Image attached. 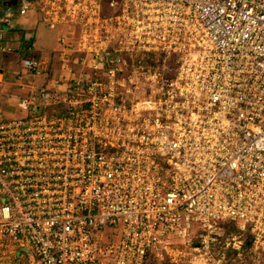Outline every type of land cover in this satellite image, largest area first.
I'll list each match as a JSON object with an SVG mask.
<instances>
[{
  "label": "built area",
  "instance_id": "1",
  "mask_svg": "<svg viewBox=\"0 0 264 264\" xmlns=\"http://www.w3.org/2000/svg\"><path fill=\"white\" fill-rule=\"evenodd\" d=\"M10 1L0 58L34 17L71 26L59 60L147 86H16L9 110L0 68V264H149L174 238L209 259L225 224L264 251V0Z\"/></svg>",
  "mask_w": 264,
  "mask_h": 264
},
{
  "label": "rangeland",
  "instance_id": "2",
  "mask_svg": "<svg viewBox=\"0 0 264 264\" xmlns=\"http://www.w3.org/2000/svg\"><path fill=\"white\" fill-rule=\"evenodd\" d=\"M30 25L31 24H29V26ZM52 30L54 31L56 29H52ZM62 31H66L69 33L72 31V28L71 26L63 27ZM27 32L34 33V26L31 27ZM58 33L56 32V36H55V40L58 46L57 49L60 48V43L56 39ZM52 40L56 46V42L54 38ZM57 49H56V52H57ZM22 51L24 52L25 49L22 48ZM20 52L21 51H19V53ZM73 54L74 53H72L71 55ZM38 56L40 55L38 54ZM84 56L86 58H84L83 56L79 57V55L76 53V55L74 54L73 56H70V57L68 56L67 59L59 60L58 55L56 54L55 63L57 64L56 65L57 70L55 68L54 73L52 72V75L53 74L55 75L57 73L56 74L57 76H55L56 78H53V76L50 74L48 82H45V83L41 82L40 84L42 86L33 85L31 86L33 87L32 90H35V89L38 90L44 86H47L48 88L53 89L56 92L58 90L61 93L65 92L66 94L68 93V91H65L67 86H79V87L87 86V83L91 81L99 82L100 83L99 86H111L109 84V80L111 77L113 79V85L115 86H130V85L134 86L133 89L135 93L138 95L141 94L140 91L142 90V86H147V84L143 82H142V85L139 86V82H141V74L138 73V69H140V67L136 64L135 61H134V64L136 65L135 66L136 68H134V71H131L130 75H127V74L124 75L123 73H120L114 76H108V75H105L102 70H99L98 73L93 71L90 67L91 65L90 66L87 65L90 63L89 59L87 58L88 54H85ZM19 60L20 59L16 60V64H17L16 66L17 68H20V69H17V70H20L18 74H20L21 77L27 75L28 73L31 74L29 70L25 69L21 65ZM39 62L41 63V61ZM12 72L13 71H10V73H8L7 81L17 82V80L19 79L16 78L15 80V76H14L15 74ZM21 79H22L21 84L28 83L26 82L24 78H21ZM128 79H130V81H128ZM36 85H39V83L37 82ZM8 90H9L8 88L6 89V91L5 89L3 90L4 94L7 93L5 95L6 97L4 96V98L6 99V102H8L7 101L8 98H12L10 93H8ZM8 94L10 96H7ZM16 96H19V94ZM14 102H15V99H12L11 103H8L7 108L9 110L15 107ZM11 105H13L14 107H10ZM16 111L17 110L15 109V112ZM232 236H237V238H243L244 239L243 243H245L247 246L241 245L240 248L235 249L231 247V245H228V246L225 245V242L227 241H229L230 244L232 243V239H231ZM174 241L176 242V246L180 248L179 250L177 251L174 250L169 255L167 253H162V254H159L158 256L153 255L152 257H150L151 259H150L149 264H217V259L220 256L221 252L224 253V256L221 259V262H219L218 264H264V251L259 252V255L256 256V254L248 247L247 233L241 232V230H239L237 226L232 225V224H225L223 235L220 238L219 242L215 244L214 251L212 252V255L209 256L210 257L209 259L206 258L208 256L201 257V255H199L198 252L193 249L194 239L192 241L185 242L182 245H179L181 243H179V241L176 238H174Z\"/></svg>",
  "mask_w": 264,
  "mask_h": 264
},
{
  "label": "crops",
  "instance_id": "3",
  "mask_svg": "<svg viewBox=\"0 0 264 264\" xmlns=\"http://www.w3.org/2000/svg\"><path fill=\"white\" fill-rule=\"evenodd\" d=\"M22 22L23 23L21 25H16L13 27L11 31H8L10 35V39H11L10 41L11 44L14 46V48H16L15 46L17 45H20L21 46L20 49H17L16 51H13L10 54L0 58V63H1L0 68L4 76V80L1 83V86H6V88H4L5 91L7 88L9 89L8 93H10L12 97V98L7 97L9 103H11L12 99L17 98L16 95L18 94L20 95L22 93V91L17 89L16 86H33V85L42 86L40 84L41 82L42 83L48 82L49 75L50 74L52 75V72L54 73L56 65H57L55 63V58H56L55 55L57 54L56 49L58 47L57 42L55 40L56 32L58 33L62 31V28L64 27V26H60L56 28V30L53 31L52 29H48L47 27H45L43 24L38 23L34 17H28L26 20H23ZM33 22L35 23V25ZM29 24H31L30 25L31 27L34 26V33L27 32L31 28ZM24 38L25 39L30 38V42H26L25 44ZM53 38L56 42V46L52 40ZM22 48L25 49L24 52L22 51ZM19 51L21 52L19 53ZM38 54L40 56H38ZM25 56H31L35 59L38 58L37 60L41 61L42 63L41 71L42 70L44 71H42V73L40 72L39 75L34 74V73H31V74L28 73L27 75L21 77V75L18 74L20 70H17V69H20V68H17L16 60L20 59L19 62L21 63V59ZM10 71H13L12 73L15 74L14 75L15 80L16 78L19 79L17 80V82L7 81L8 73H10ZM56 74L52 75L53 78H56L55 77L57 76ZM21 78H24L26 82L28 83L21 84L22 82ZM37 82L39 83V85H36ZM10 86H13V87H10ZM10 95L8 94L7 96H10Z\"/></svg>",
  "mask_w": 264,
  "mask_h": 264
},
{
  "label": "trees",
  "instance_id": "4",
  "mask_svg": "<svg viewBox=\"0 0 264 264\" xmlns=\"http://www.w3.org/2000/svg\"><path fill=\"white\" fill-rule=\"evenodd\" d=\"M24 41H25V44H26V42H30V38L29 39L28 38L27 39L24 38Z\"/></svg>",
  "mask_w": 264,
  "mask_h": 264
},
{
  "label": "water",
  "instance_id": "5",
  "mask_svg": "<svg viewBox=\"0 0 264 264\" xmlns=\"http://www.w3.org/2000/svg\"><path fill=\"white\" fill-rule=\"evenodd\" d=\"M8 4H14V0H11L10 2H8Z\"/></svg>",
  "mask_w": 264,
  "mask_h": 264
}]
</instances>
